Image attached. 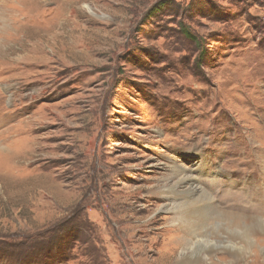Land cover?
Instances as JSON below:
<instances>
[{
  "label": "rangeland",
  "instance_id": "rangeland-1",
  "mask_svg": "<svg viewBox=\"0 0 264 264\" xmlns=\"http://www.w3.org/2000/svg\"><path fill=\"white\" fill-rule=\"evenodd\" d=\"M1 146L0 264H264L162 210L184 172L264 217V0H0Z\"/></svg>",
  "mask_w": 264,
  "mask_h": 264
},
{
  "label": "bare ground",
  "instance_id": "bare-ground-1",
  "mask_svg": "<svg viewBox=\"0 0 264 264\" xmlns=\"http://www.w3.org/2000/svg\"><path fill=\"white\" fill-rule=\"evenodd\" d=\"M4 12L6 11H3V14ZM5 15L7 17L4 22V27L7 30V35H9V37H13L15 36L13 29L16 27L17 24L20 23V18H15V16L13 17V15L8 16L7 13ZM4 41H9V38L4 39ZM22 61H25V59ZM3 146H1L0 152H8L9 149L4 148ZM260 166L261 172L263 174L262 176L264 177V161L260 163ZM165 192V195H163L164 204L162 210L165 214H168L169 216V218H167L169 225L173 227V231H175L176 233L177 231L183 230V232H187L191 235V239H188L186 237H177L178 235L173 237V239L169 243V246L166 249V252L169 254H174L177 250L181 249L183 254L185 255L186 252H188L190 249H194L197 245H203L204 247H202L196 253L197 256H193L194 261L208 259V255L204 254L206 252L212 253V241L210 240V237L220 236L219 234H221V230L217 228L214 223V226L212 225L213 221L225 222L228 226V230L234 232L230 233L229 231L226 232L227 230H224L223 233H228V241L219 242V244H227L225 247L231 248L232 251L228 249L230 252H234L233 250H239L238 253L242 254L243 252L250 249L249 247H251V238H253L252 236L258 233L264 234V217H259L262 214L258 217H249V225L243 224L241 221H238L242 219L241 216L233 215L232 212L228 214L222 212L220 209H216L208 194L205 193L204 190H202L200 187H198L197 184H195L193 178L189 174H186L184 172L181 173L177 177L176 182L173 184V186H171ZM260 194L258 195L260 196ZM255 207L257 208V206ZM237 240L243 243L241 247L242 250L236 248L235 242ZM183 262L189 263L190 256L186 255L183 259Z\"/></svg>",
  "mask_w": 264,
  "mask_h": 264
}]
</instances>
